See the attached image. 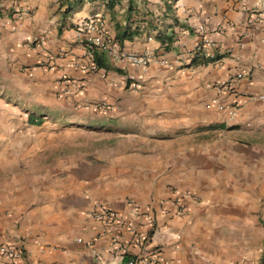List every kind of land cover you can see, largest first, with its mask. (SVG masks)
<instances>
[{
	"label": "crops",
	"instance_id": "obj_1",
	"mask_svg": "<svg viewBox=\"0 0 264 264\" xmlns=\"http://www.w3.org/2000/svg\"><path fill=\"white\" fill-rule=\"evenodd\" d=\"M110 2H17L36 11L15 22L7 64L28 67L23 87L50 110L60 93L76 113L18 148L53 164L0 168V244L22 250L15 264H263L264 0ZM91 21L149 68L102 53L108 69L91 71ZM204 39L218 59L193 64ZM98 203L129 226L94 220Z\"/></svg>",
	"mask_w": 264,
	"mask_h": 264
},
{
	"label": "rangeland",
	"instance_id": "obj_2",
	"mask_svg": "<svg viewBox=\"0 0 264 264\" xmlns=\"http://www.w3.org/2000/svg\"><path fill=\"white\" fill-rule=\"evenodd\" d=\"M18 0H0V168H40L44 165L53 164L59 156L47 155H28L17 156L18 148L22 146L24 138L30 132L44 134L57 132L61 134L62 129L53 122L61 117L73 116L71 108L66 106L64 97L58 93L54 109H49L43 101L33 97L32 91H28L22 85V77L27 72L28 67H10L7 64L8 58L5 57V50L10 51L20 44H7L8 38H12L15 22L25 15L34 16L35 8L28 10V6L20 5ZM11 33V34H9ZM30 47H35L37 41L31 39L27 42ZM10 65V66H9ZM99 108L94 111L98 112ZM32 120H35L33 123ZM41 122V123H38ZM67 128H71L68 126ZM63 136V135H62ZM61 139V138H58ZM63 139V138H62ZM68 139V138H67ZM71 140L74 144L88 143L87 138L82 134H73ZM63 142L59 140L58 143ZM97 142L89 140V144ZM23 152V150H21ZM94 159V157H89Z\"/></svg>",
	"mask_w": 264,
	"mask_h": 264
},
{
	"label": "built area",
	"instance_id": "obj_3",
	"mask_svg": "<svg viewBox=\"0 0 264 264\" xmlns=\"http://www.w3.org/2000/svg\"><path fill=\"white\" fill-rule=\"evenodd\" d=\"M96 23L85 22L82 25V28L87 29H96L98 28V36L89 41L86 45V57L92 61V64L89 66L91 71L97 69V65L95 63V54L96 53H104L115 63H127L133 67L147 70L153 61V56L151 54L138 55L133 52L125 51L121 49L112 39H106L103 35V29L101 27L95 26ZM217 47V43L204 39L201 43H199L192 56L193 58L197 57H206V58H214L215 55L209 52L208 50H214ZM213 52V51H212ZM102 107V109H107L108 106L103 104L102 106H95V108ZM237 114V107L232 111V117L234 118ZM138 211V209H137ZM182 208H180L179 212H182ZM91 217L99 222L105 224L106 227L112 230H120L122 228L128 227L129 223L126 221L117 211L112 209L111 207L98 203L94 206ZM23 257V252L19 248L15 247L11 244H0V262L4 261L8 264H15ZM159 260V257L156 258L155 261L151 263L144 262L138 259H131L125 264H156Z\"/></svg>",
	"mask_w": 264,
	"mask_h": 264
},
{
	"label": "trees",
	"instance_id": "obj_4",
	"mask_svg": "<svg viewBox=\"0 0 264 264\" xmlns=\"http://www.w3.org/2000/svg\"><path fill=\"white\" fill-rule=\"evenodd\" d=\"M108 3H111L110 0H108ZM3 14L2 12L0 11V17H2ZM100 55H102V53H96L95 54V63L97 65V67H100V68H105V69H108V66H106L103 62V59L100 57ZM218 58L214 57V58H206V57H197V58H194L192 63L193 64H206L210 61H216ZM32 122L34 123L35 120H32ZM38 123H41V122H38ZM264 264V262H263Z\"/></svg>",
	"mask_w": 264,
	"mask_h": 264
}]
</instances>
